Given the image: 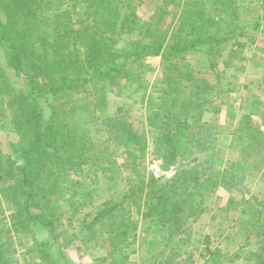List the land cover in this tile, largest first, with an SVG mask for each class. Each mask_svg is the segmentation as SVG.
Masks as SVG:
<instances>
[{
	"label": "trees",
	"instance_id": "1",
	"mask_svg": "<svg viewBox=\"0 0 264 264\" xmlns=\"http://www.w3.org/2000/svg\"><path fill=\"white\" fill-rule=\"evenodd\" d=\"M214 2L219 14L222 15L226 10L224 7L228 6L232 17L237 19L239 7L252 4L253 0H243L241 3L237 0ZM68 3L64 10L55 11L57 16L53 20L43 0H0V117H4L3 126L7 121L10 122L18 134L17 140L10 143L9 152L0 150V264H16L12 260V254L16 252L13 244L15 237L21 242L22 237L34 229L48 231L51 235L50 239L37 242L44 261L47 264H64L67 253L62 242L67 237L61 231L62 217L71 212L72 207L80 211L87 201L93 199V191L74 174L94 165L95 155H90L92 151L108 155L125 147L127 161L133 159L138 148L149 146L151 140L156 154L161 155L169 165L178 164L175 174L169 178L154 174L147 178L137 165L133 166L134 171L127 177L129 188L120 201L109 200L97 205L94 214L87 213L80 219L81 234L75 233V237H83L79 240L86 249H104L106 254L95 257L96 262L131 264L127 245L131 238L138 236L139 222L145 219L149 226L156 228L153 238H143V247L147 251L153 248L162 254L160 250L170 248L166 264L193 263L194 255L186 248L193 234L189 219L201 212L202 202L199 200L212 186L233 190L230 185L233 172L226 169L218 171L217 168L226 163L236 165L239 161L222 158L217 162L211 159L200 162L195 156L186 162L188 155L185 154L182 155L184 162H179L177 152L197 145L203 139L201 134L211 129L200 121L201 116H191V111L216 95L208 90L214 89V85L205 76L207 70H219L212 57L215 47L250 25L234 21L226 35L221 36L218 31L194 39H189L187 35L180 45L166 43L162 39L157 42L132 39L124 47H119L124 33L131 34L139 30L144 36L149 32V36L155 34L154 22L160 18L158 13L154 12L149 23L141 24L142 19L135 10L124 11L128 0H70ZM81 4L86 5L82 13L77 8ZM186 7L193 11L199 8V1H191ZM203 10L204 17L218 29L216 17L206 15ZM75 12L78 14L76 19L73 17ZM188 22V18L183 17L180 29L186 27ZM253 25L258 27L261 21ZM166 27L169 28L170 24ZM167 28L162 29L165 32ZM190 49H204L208 56L205 67L190 69V64L186 62V54ZM153 55L161 56L164 60L166 87L161 89V94L166 97L158 103L152 101L156 108L149 107L150 125L154 128L155 136L148 137L146 141V136L135 130L133 121H123L117 116L119 114L102 118L99 112L102 113L108 104L106 89L123 78L134 81L137 67H143V60ZM178 58L183 60V65H180ZM227 62L231 63L230 60ZM5 66L28 81V91L19 92L15 89ZM181 66L187 67L185 74L191 80V85L187 83L173 92L170 87L172 71L177 74L176 80L184 78ZM202 85L205 87L204 93L194 91ZM179 92L183 94V102ZM194 96L198 103L193 106ZM41 99L48 102L51 110L47 118L40 105ZM185 102V111H176L175 108ZM261 102L259 99L253 100L236 139L235 148L245 153L241 164L247 167H250L249 161L256 153L264 154V131L257 124L256 127L252 126L255 121L253 116L262 115L259 109ZM7 107L11 113L10 120L7 119ZM90 108L93 114L90 118L82 119L78 115L80 110ZM85 120L98 121L102 126L99 130L107 132L102 142L94 141ZM174 120L178 122L177 131L172 126ZM244 123L249 125V131H245ZM186 129L190 133H186ZM195 139L197 143L193 142ZM203 140L207 142L206 138ZM106 160L103 157L100 170L106 173L112 171L113 178L117 174V169H114L117 166L108 167L109 161ZM76 186L82 187V198L77 191H73ZM70 192L76 195L74 199H68ZM62 199L68 202L70 210L62 207L59 211L57 201L60 204ZM257 201L253 198L238 200L231 196L227 204L237 203L243 212L252 214L254 211L249 223L262 233L258 249L244 251L240 247L232 253L229 248L223 251L221 247H212L208 242L198 253L204 258L211 256L205 264H222L219 263L222 257L232 261L248 257L253 264H264V207L256 209ZM258 203L264 205V201ZM6 205L11 209L8 217L4 215ZM135 209L141 215L132 218ZM167 234L168 237L179 238L164 241L162 237ZM205 238L209 240L211 236L206 235Z\"/></svg>",
	"mask_w": 264,
	"mask_h": 264
},
{
	"label": "rangeland",
	"instance_id": "2",
	"mask_svg": "<svg viewBox=\"0 0 264 264\" xmlns=\"http://www.w3.org/2000/svg\"><path fill=\"white\" fill-rule=\"evenodd\" d=\"M69 1L43 0V3L49 17H52L54 20L57 16L55 11L64 10L69 4ZM191 1L194 0H128L124 11L135 10L142 19L141 24L149 23L148 21L154 15V12L158 13L157 16H160V18L154 22L156 23L155 34H150L149 36V32L144 36L139 30L137 32H131V34L124 33L119 41V47H124L132 39H144L147 42L151 40L157 42L158 39H162L166 43L180 45L185 41L187 35L190 36L189 39H194L199 35L208 34L213 31H218L221 36L226 35L234 21L243 25H250L246 28H241L234 37L232 36L224 44L222 43L215 47L216 50L212 57L216 61L219 70L213 68L207 70V75L205 76L207 77V81L214 85V89L209 88L208 90H212L216 95L208 98L205 104L196 106L191 111V116L194 115L196 118L201 116L200 121L205 122L211 128L210 131L201 134L203 135V139H207V142L201 139L198 142L200 143L199 145L195 139L193 142L197 143V145L194 146L193 144L191 148H186L184 152L183 150L177 152L179 162H184L182 155L185 154L188 155L186 162L192 160L195 156H198L200 162H204L207 159H211L212 162H217L222 158L239 161V164L236 165L226 163L217 168L218 171L226 169L233 172L232 175L234 177L230 178V185H232L233 190L228 191L224 186H215L216 188L212 186L210 189L207 187L205 190H208L205 192V196L199 200L202 202L201 212L197 215L194 214L188 222V224H191L193 234L188 239L186 248L190 254L194 255V262L189 264H205L211 256L204 258L203 256H198V253L205 248L208 242L212 247H221L223 251L229 248L234 253L240 247H243L244 251L250 249L257 250L259 247L258 241L262 237L259 228L251 227L249 223L252 220L254 211H252V214L251 212H243L244 210L239 209V204H227V201L231 196H234L238 200L253 198L259 202L264 201V154L256 153L254 155L255 157L249 161L250 167H247L241 164L245 153L243 154L235 148L236 139L240 135V127L245 121L244 116L251 110L254 99L262 101L259 105L262 115L253 116L255 121L252 123V126L256 127L255 124H257L264 131V0H253L252 4L241 5L237 19L232 17V11L228 6L224 7L226 10H224L222 15L219 14L217 11L218 6L214 0H198L199 8L197 7L198 9L196 8L190 11L186 5ZM237 1L241 3L243 0ZM77 8L82 13L85 11L86 5L81 4ZM203 9H205L206 15L216 17L219 22L218 29L204 17ZM73 17L74 19L78 18V14L75 12ZM181 17H187L189 21L186 27L182 29L179 27ZM256 21H261V25L255 27L253 23ZM169 24L170 27L167 28L166 26ZM162 28L167 29L164 32ZM174 32H176V35H174ZM186 57V62L188 61L190 69L192 70L205 67L207 64L208 56L204 49H190ZM228 60L231 63H228ZM178 61L180 65H183V60L178 58ZM163 63L164 60L161 56L153 55L146 57L143 60L144 66L137 67V78L134 81H127L123 78L116 85L109 86L106 89L107 107L102 113L99 112V115L105 118L119 114L117 116H120L123 121H133L136 125L135 130H139L140 135L146 136V141L148 137L153 138L155 132L154 128L150 125L149 107H152L151 109L156 108L154 103H158L166 97L161 94L163 93L161 89L166 87ZM5 67L15 89L19 92L28 91L30 88L28 81L22 75L17 76L14 71L7 68V66ZM181 70L184 73V78L178 80L175 78L176 72L172 71V84L170 87L173 92L187 83L189 86L191 85V80H188V76L185 74L187 67L181 66ZM204 88V85H202L194 91L204 93ZM229 89L234 90L231 91ZM188 93L189 91L184 95L185 98ZM179 96L181 97V102H183V94L180 93ZM195 99L196 96L193 97V100ZM168 101L173 103L172 100L168 99ZM196 103H198L197 100L192 105L194 106ZM185 104L186 102L177 106L175 108L177 109L176 111H185ZM40 105L45 118L49 117L51 110L48 102L41 99ZM78 115L82 119L86 117L90 118L93 115L92 109H82L78 112ZM10 118V109L7 107V119L10 120ZM183 118L185 117L183 116ZM3 122L4 117H0V150L6 153L10 151V143L17 140L18 134L13 130L10 122L7 121V124L4 126ZM84 122L88 124L95 142H102L106 138L107 132H104L102 129L99 130L102 126L98 121L89 122V120H85ZM177 124L178 122L175 120L172 122L175 131L178 130ZM244 126L245 131H249V125L246 126V123H244ZM186 130L188 131L186 133H190L189 129ZM191 140V137H189V141ZM112 143L115 145L116 142L113 141ZM154 147L155 145L151 140L149 146L145 149L142 146L141 149L138 148L133 159H128L127 161H125L127 158L125 147H122L120 151H114L108 155H100L94 151L90 153V155H95L94 165H89L85 171L77 172L74 176L80 181L85 182L88 188L93 191V199L91 198V200L87 201L80 208V211L77 210L78 208L72 207L71 212L66 213L62 217L63 225H61V231L67 237L65 241L62 238L64 241L62 244L65 247L64 251L67 253L64 264H104L94 261L95 257L106 254H104V249L102 247L86 249L84 244L79 240L83 237H75V233L77 235L81 234L80 219L87 216V213L91 212L94 214L97 205L109 200L120 201L122 195L129 188L127 177L134 171L133 166L137 165L142 175L147 178L153 174L165 178L172 177L175 174L178 164L172 165L171 163L169 165L161 155L154 152ZM102 149H105L104 144ZM103 157L107 159L106 161H109L108 167L117 166L114 168L117 169V174L113 178L111 176L112 171L106 173L100 170ZM93 179L95 180L93 181ZM73 191H77L80 198H82L81 193L83 191L81 186H76ZM75 197L76 195L73 196V193L70 192L68 199H74ZM58 201L57 206L60 207L59 211L62 210V207L70 210V205L67 201L62 199L59 202L61 206L58 204ZM258 201L256 202L258 207L256 209H263L264 205L258 203ZM5 212L4 215L8 217L11 209L7 205L5 206ZM138 214L141 215L135 209L132 211L131 217L136 218ZM262 220H264V216ZM155 230L156 228L154 226H149L148 220L142 219L139 222L137 230L138 236L131 238L127 245L131 264H166V257L169 255L170 248H163L160 250L162 254H158L159 252H155L153 248L147 251L143 247V238H153L156 233ZM206 235H210L211 238L207 240L205 238ZM168 236L167 234L165 237H162L164 241L172 238ZM50 238L51 235L48 231H41L39 229H34L31 233L22 237L21 242L18 237H15L13 244L16 247V252L12 254L13 262L16 264H35L33 262H37L36 264H47L42 257L41 251L38 249L37 242ZM177 238L179 237H173L172 239L177 240ZM76 241H79V243ZM172 243L174 242L172 241ZM175 257L180 259L179 256ZM219 263L253 264V261L248 257L241 258L237 261L222 257Z\"/></svg>",
	"mask_w": 264,
	"mask_h": 264
}]
</instances>
